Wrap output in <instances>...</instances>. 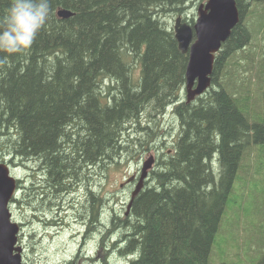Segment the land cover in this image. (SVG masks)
<instances>
[{
    "label": "trees",
    "instance_id": "obj_1",
    "mask_svg": "<svg viewBox=\"0 0 264 264\" xmlns=\"http://www.w3.org/2000/svg\"><path fill=\"white\" fill-rule=\"evenodd\" d=\"M206 1L50 0L32 47L0 53V147L33 172L28 203L46 217L55 201L84 187L85 200L77 201L84 220L105 228L97 247L103 252L89 260L108 254L103 264H110L114 251L123 264H210L214 246L224 254L232 244L230 213L252 194L244 157L254 146L253 179L264 161V0H236L240 21L216 54L211 86L187 102L189 53L179 48L172 20L181 15L194 24ZM11 2L0 0V20ZM59 9L72 15L60 17ZM167 115L177 120L171 147L137 193L142 167L128 180L121 213L105 215L95 190L100 170L130 150L126 135L134 127L150 128L144 118L160 128ZM161 135H151L157 149L168 145ZM252 264H264V251Z\"/></svg>",
    "mask_w": 264,
    "mask_h": 264
},
{
    "label": "rangeland",
    "instance_id": "obj_2",
    "mask_svg": "<svg viewBox=\"0 0 264 264\" xmlns=\"http://www.w3.org/2000/svg\"><path fill=\"white\" fill-rule=\"evenodd\" d=\"M197 18V17H196ZM174 23V18L172 20ZM261 38H257L255 40L253 50L260 49ZM260 56L255 57L256 63L259 62ZM256 87L253 92L258 93V84L257 82L254 84ZM185 92V91H184ZM182 93L183 96L186 97L185 93ZM185 94V95H184ZM258 94H253L252 98H258ZM253 102L258 104L257 100L252 99ZM158 117V116H156ZM154 117V118H156ZM153 118V119H154ZM143 126H149L150 128L145 129H137L134 127L133 131H131L130 137L126 135V146L130 148L129 151L124 152L121 159H119L116 163L108 164L106 169L100 170L99 179H97L98 185L95 190L98 189L100 192V196L104 198V205L106 206L105 215L111 216L113 211L121 213V207L127 206L129 201L128 197L125 198L126 192H129L128 188H126V184L129 179H131L135 174H138L141 170L144 161L148 159L151 155H154L155 160L158 158V154H162L163 151L169 150L171 147V142L173 140V135L177 130V120L173 118L171 115H167L163 121L160 123V128L158 124V120L151 121L148 118H144L142 121ZM160 132L161 140H165L168 144L163 149H157L155 147V142L151 141L152 130ZM136 130V131H134ZM150 140V144L145 145L146 142ZM142 142L143 144H140ZM254 146H252L247 154L245 155L244 160V170L242 172L246 184L245 191L252 194H247V198L245 201L236 204V208L230 213L231 221L228 223L233 230V239L232 244L229 245V248L226 250L224 254L218 253L214 246L212 250V255L210 259V264H221L226 263L225 259H230L235 261V264H252L254 260L259 258L264 251V161L260 159L261 164L260 168V177L258 175L257 178H252V172L255 168V158L257 157L256 152H254ZM0 162L7 163L11 169V173L15 176L20 183V193L18 194L17 201L14 205H12L13 219L18 223H23L22 232L20 235L21 241L23 245L26 246V252L24 255V264H64L66 261L70 260L71 253L74 252L75 249L78 248L77 253L75 255H81L80 257H74L75 264H103L107 261L106 256L100 257L97 254V260H89V258H95L96 253L102 254L103 251L101 249L97 250V247H102L101 243L98 242L101 240L102 228L100 224L99 232H95V239L93 241H89L87 238L85 239L84 244V253L79 248L84 239L80 237L78 240H72L71 234L63 232L61 229L54 231L55 235H59L54 241L50 240L48 235L51 233L49 226H40L39 222H37V236L32 237L33 228L31 219L28 220L29 216L32 214V206L28 203V194L31 193L30 186L33 182V172L31 169L24 167L23 162L18 157H14L9 155L8 153L3 152V148L0 147ZM156 161L154 162L153 167L156 166ZM33 165H31L32 167ZM30 167V168H31ZM152 167V168H153ZM124 184V185H123ZM137 184V182H135ZM238 181L236 182V185ZM131 187V186H130ZM78 197H82L78 194ZM75 196H72L69 201H64L63 204H59L62 210L66 211L63 215L69 214L74 217V212L78 210V206L72 199ZM77 201L82 198H78ZM23 199V201H22ZM68 199V197H67ZM70 202V204H68ZM55 204L58 201L54 202ZM70 205V206H68ZM81 206V205H80ZM57 207L56 205H52L50 211L48 213V217L54 218L58 217L59 213H56ZM124 210V209H123ZM122 210V211H123ZM52 213H56V216H51ZM41 214L40 210L37 211V215ZM104 215V216H105ZM61 217V216H60ZM47 218V217H46ZM240 227L237 228L235 224L240 220ZM248 219V221H247ZM105 223V218L102 220ZM249 224L251 227L247 229L246 227ZM63 222L60 223L56 228L62 226ZM83 226L79 225V230ZM110 228L111 225L108 224ZM222 227V226H221ZM243 227V228H242ZM224 228L222 227L221 231ZM86 229H84L83 233H85ZM259 233V234H258ZM100 239V240H99ZM261 239L263 242L261 243ZM112 240L108 241L106 245L103 247L104 254L106 253V249L111 250ZM115 242V241H114ZM215 245V244H214ZM244 247V251H243ZM100 251V252H99ZM109 253V252H108ZM126 259L121 258L118 260L114 251L111 253L110 264H123ZM243 260V261H241ZM107 263V262H106ZM234 264V263H233Z\"/></svg>",
    "mask_w": 264,
    "mask_h": 264
},
{
    "label": "water",
    "instance_id": "obj_3",
    "mask_svg": "<svg viewBox=\"0 0 264 264\" xmlns=\"http://www.w3.org/2000/svg\"><path fill=\"white\" fill-rule=\"evenodd\" d=\"M58 15L68 18L72 12L59 9ZM240 21L236 0H207L197 8L194 24L176 17L175 37L179 48L189 53L186 70V100L191 102L202 95L212 83L216 54ZM155 162L154 155L142 165L137 193L148 170ZM18 189V179L12 175L7 163L0 162V264H24L23 247L19 244L20 224L13 220L11 200Z\"/></svg>",
    "mask_w": 264,
    "mask_h": 264
},
{
    "label": "clouds",
    "instance_id": "obj_4",
    "mask_svg": "<svg viewBox=\"0 0 264 264\" xmlns=\"http://www.w3.org/2000/svg\"><path fill=\"white\" fill-rule=\"evenodd\" d=\"M50 0H12L0 20V53L23 54L35 42L50 15Z\"/></svg>",
    "mask_w": 264,
    "mask_h": 264
},
{
    "label": "flooded vegetation",
    "instance_id": "obj_5",
    "mask_svg": "<svg viewBox=\"0 0 264 264\" xmlns=\"http://www.w3.org/2000/svg\"><path fill=\"white\" fill-rule=\"evenodd\" d=\"M133 181H132V183H133ZM18 184H19V186H18V191H19L20 183L18 182ZM79 185H82V184H79ZM83 188L84 187H80L78 189H73L70 192V196H68V193H67L66 194L67 195L66 197H68L67 201H69L72 196L78 197L79 196L78 194H80L82 196V197H78V198H82L81 201H84L85 200V189H83ZM75 197L72 199V201L75 202V205H73V207L75 208V206L77 204L78 210L76 212H74V215H75L74 217L70 216L69 214L63 215L64 212L66 211V208H65V210H62L59 204H63L64 200L63 201H58L57 204H54L57 207L56 213L60 212L59 216L58 217H54V218H50L48 216H47V218H45L46 215H47V212L42 213L41 211H40L41 212V217H38V215H37V210L38 209L36 207H33V210H32V213H33L32 217L33 218L31 220L32 228H33L32 237L33 236L34 237L37 236V222H39L40 226H49L51 228V229H49L51 233L48 235V237L52 241H54L59 236L58 234L55 235L53 233L54 231H57L58 229L62 230L61 232L59 231L60 234H62L63 232H66V233L69 232V234H71V239L72 240L76 241V240H78L79 237L81 239H84L82 245L79 247L81 249V251L84 253L85 239L87 238L89 241H93L95 239V232L98 231L96 229L97 228L96 227L97 226L96 223H99V222L97 220H95L94 217H92V221L93 222H92V226L90 227V225L88 224L87 220L86 221L84 220V216L81 213L82 208H80L79 202L77 203V199ZM68 204H70V202ZM80 204L82 206V203H80ZM12 205H14V204H12V200H11V209H12ZM70 205H68V206H70ZM43 210L48 211L47 209H44V208H43ZM49 211H50V209H49ZM56 213H54V216H56ZM61 222H63V225L59 226L58 228H56L58 225H60ZM19 224H20V227H21V230H20V235H21L23 223H19ZM79 225L83 226L80 230H79ZM84 229H86L85 233H83ZM19 243L24 249V253H23V256H24L25 252H26V246L23 245V243L21 241V238L19 239ZM77 250H78V248L75 249L74 252L71 253L70 260L66 261L64 264H70L69 261L74 259L75 256L76 257H80L81 256V255H78V256L75 255L77 253ZM74 264H75V262H74Z\"/></svg>",
    "mask_w": 264,
    "mask_h": 264
},
{
    "label": "bare ground",
    "instance_id": "obj_6",
    "mask_svg": "<svg viewBox=\"0 0 264 264\" xmlns=\"http://www.w3.org/2000/svg\"><path fill=\"white\" fill-rule=\"evenodd\" d=\"M127 151V150H126ZM82 200V199H81Z\"/></svg>",
    "mask_w": 264,
    "mask_h": 264
}]
</instances>
